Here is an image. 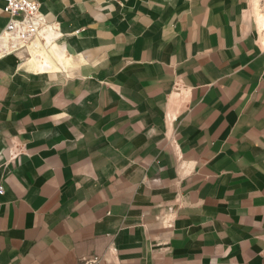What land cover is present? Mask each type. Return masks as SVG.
Segmentation results:
<instances>
[{
  "label": "crops",
  "instance_id": "1",
  "mask_svg": "<svg viewBox=\"0 0 264 264\" xmlns=\"http://www.w3.org/2000/svg\"><path fill=\"white\" fill-rule=\"evenodd\" d=\"M36 1L58 36L0 59V264H264V0Z\"/></svg>",
  "mask_w": 264,
  "mask_h": 264
},
{
  "label": "built area",
  "instance_id": "2",
  "mask_svg": "<svg viewBox=\"0 0 264 264\" xmlns=\"http://www.w3.org/2000/svg\"><path fill=\"white\" fill-rule=\"evenodd\" d=\"M2 10L7 13L8 21L0 31V59L26 48L36 38L53 42L58 36L57 23L47 21L36 0H2ZM158 219L165 227L171 226L169 217L158 216ZM109 249L115 251L113 246ZM99 260V256L92 255L83 259L81 264H96Z\"/></svg>",
  "mask_w": 264,
  "mask_h": 264
},
{
  "label": "bare ground",
  "instance_id": "3",
  "mask_svg": "<svg viewBox=\"0 0 264 264\" xmlns=\"http://www.w3.org/2000/svg\"><path fill=\"white\" fill-rule=\"evenodd\" d=\"M264 24V23H263Z\"/></svg>",
  "mask_w": 264,
  "mask_h": 264
}]
</instances>
